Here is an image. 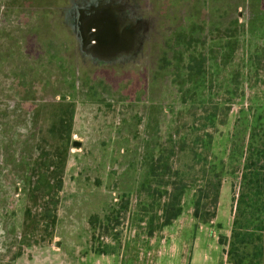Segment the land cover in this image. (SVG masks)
<instances>
[{
	"label": "rangeland",
	"instance_id": "rangeland-1",
	"mask_svg": "<svg viewBox=\"0 0 264 264\" xmlns=\"http://www.w3.org/2000/svg\"><path fill=\"white\" fill-rule=\"evenodd\" d=\"M256 48L264 57V0H0V264H229L234 124L264 107ZM204 103L227 107L209 146L215 213L195 219L186 191L147 236L157 205L130 222L133 194L177 112ZM59 169L48 225L31 175Z\"/></svg>",
	"mask_w": 264,
	"mask_h": 264
},
{
	"label": "trees",
	"instance_id": "trees-1",
	"mask_svg": "<svg viewBox=\"0 0 264 264\" xmlns=\"http://www.w3.org/2000/svg\"><path fill=\"white\" fill-rule=\"evenodd\" d=\"M263 59L259 48H256L251 57L252 66L261 68ZM206 105L185 106L177 112L167 140L158 146V154L152 159L148 180L133 194L130 222L135 212L147 214L148 206L157 205L154 216L148 219L145 227L147 236L154 233V217L157 228L171 224L178 217L186 191L192 192V216L195 219L207 221L215 213L222 173L210 161L209 146L218 119L224 116L227 107ZM248 109L240 110L242 116L238 115L236 119L230 145V166L232 172L239 175L237 182H231L233 212L230 234L219 239L225 246L223 251L229 264H264V107L251 108L250 112ZM239 120L247 121V124ZM242 125L244 132L238 158L240 145L237 141ZM53 163H45V166ZM31 177L36 185L41 183L48 189L50 202H46L48 209L43 212V217L49 221L48 225H53L57 192L62 186V169L55 174L34 170ZM96 220L94 214L89 223ZM139 220L143 221L142 217Z\"/></svg>",
	"mask_w": 264,
	"mask_h": 264
},
{
	"label": "crops",
	"instance_id": "crops-1",
	"mask_svg": "<svg viewBox=\"0 0 264 264\" xmlns=\"http://www.w3.org/2000/svg\"><path fill=\"white\" fill-rule=\"evenodd\" d=\"M73 145H79V142L78 143L76 142V144H73ZM192 264H197V263H192Z\"/></svg>",
	"mask_w": 264,
	"mask_h": 264
},
{
	"label": "water",
	"instance_id": "water-1",
	"mask_svg": "<svg viewBox=\"0 0 264 264\" xmlns=\"http://www.w3.org/2000/svg\"><path fill=\"white\" fill-rule=\"evenodd\" d=\"M78 143V142H77ZM73 144H76V142H73ZM56 244H58V242H56Z\"/></svg>",
	"mask_w": 264,
	"mask_h": 264
}]
</instances>
